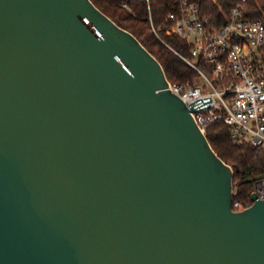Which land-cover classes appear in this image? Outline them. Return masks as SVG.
<instances>
[{
  "label": "water",
  "instance_id": "water-1",
  "mask_svg": "<svg viewBox=\"0 0 264 264\" xmlns=\"http://www.w3.org/2000/svg\"><path fill=\"white\" fill-rule=\"evenodd\" d=\"M168 83L91 0H0V264H264V198Z\"/></svg>",
  "mask_w": 264,
  "mask_h": 264
},
{
  "label": "built area",
  "instance_id": "built-area-1",
  "mask_svg": "<svg viewBox=\"0 0 264 264\" xmlns=\"http://www.w3.org/2000/svg\"><path fill=\"white\" fill-rule=\"evenodd\" d=\"M246 2H236L217 26L214 18L202 13L199 0L172 4L166 33L191 44L190 55L177 54L197 76L179 84L169 81L168 88L193 108L192 115L204 132L209 124L223 121L231 128L234 143L264 148V11L250 16ZM151 24L158 35L160 26L152 20ZM253 188L264 198V175Z\"/></svg>",
  "mask_w": 264,
  "mask_h": 264
},
{
  "label": "trees",
  "instance_id": "trees-1",
  "mask_svg": "<svg viewBox=\"0 0 264 264\" xmlns=\"http://www.w3.org/2000/svg\"><path fill=\"white\" fill-rule=\"evenodd\" d=\"M91 1L116 24L140 40L160 61L171 83H183L197 76V71L177 54L190 55L191 44L177 34L166 33V27L171 24L167 15L176 0ZM238 1L199 0V5L202 13L214 18L217 26L225 21V14ZM246 4L250 16H258L264 11V0H247ZM151 20L155 26H160V37L153 31ZM197 62L205 66L200 59ZM205 134L215 152L234 170L233 202H237V206L233 208L241 210L249 206L254 182L264 175V148L249 142L234 143L231 128L223 121L209 124Z\"/></svg>",
  "mask_w": 264,
  "mask_h": 264
},
{
  "label": "rangeland",
  "instance_id": "rangeland-1",
  "mask_svg": "<svg viewBox=\"0 0 264 264\" xmlns=\"http://www.w3.org/2000/svg\"><path fill=\"white\" fill-rule=\"evenodd\" d=\"M208 75H209V76H211V74H210V73H208ZM204 81H205V80L203 79V80H202V82H204Z\"/></svg>",
  "mask_w": 264,
  "mask_h": 264
}]
</instances>
